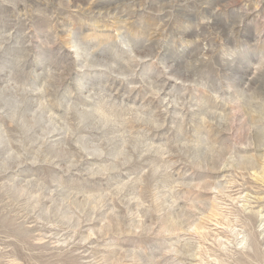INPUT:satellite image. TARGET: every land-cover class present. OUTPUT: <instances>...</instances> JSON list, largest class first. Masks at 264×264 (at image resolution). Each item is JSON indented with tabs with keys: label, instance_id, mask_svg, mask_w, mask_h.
I'll return each instance as SVG.
<instances>
[{
	"label": "rangeland",
	"instance_id": "374dc122",
	"mask_svg": "<svg viewBox=\"0 0 264 264\" xmlns=\"http://www.w3.org/2000/svg\"><path fill=\"white\" fill-rule=\"evenodd\" d=\"M11 31L0 26V42ZM46 79L0 73V264H264L259 114H237L221 126L230 131L164 158L173 182L193 186L170 192L126 183L139 165L88 176L108 171L119 145L105 149L87 116L51 105V92L37 91ZM237 238L243 254L232 251Z\"/></svg>",
	"mask_w": 264,
	"mask_h": 264
},
{
	"label": "clouds",
	"instance_id": "9594fccd",
	"mask_svg": "<svg viewBox=\"0 0 264 264\" xmlns=\"http://www.w3.org/2000/svg\"><path fill=\"white\" fill-rule=\"evenodd\" d=\"M5 25L0 73L47 76L37 91L51 105L119 145L93 179L139 165L126 183L193 187L173 182L164 158L230 131L237 114L264 119V0H0ZM244 247L237 238L232 251Z\"/></svg>",
	"mask_w": 264,
	"mask_h": 264
}]
</instances>
